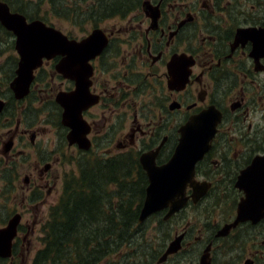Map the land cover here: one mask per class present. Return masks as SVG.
Segmentation results:
<instances>
[{"label":"flooded vegetation","instance_id":"obj_1","mask_svg":"<svg viewBox=\"0 0 264 264\" xmlns=\"http://www.w3.org/2000/svg\"><path fill=\"white\" fill-rule=\"evenodd\" d=\"M145 2L150 6L146 10ZM6 5L10 14L23 17L27 26L39 21L78 43L95 30L103 33L104 44L95 46L87 58L84 49L77 52L74 66L83 84H88L86 90H79L77 80L57 72L65 58L56 56L44 59L35 70L30 94L23 100L16 98L11 83L21 58L18 37L1 21L9 18L5 17ZM79 13L84 16L87 8L82 7ZM46 15H51L46 2L0 0V74H8L1 85L10 80L7 90L11 92L10 97L4 91L0 94V129L15 125L0 151L3 167L5 163L4 168L12 172L9 183L0 176V229L18 221L13 238L10 234L0 238V264H37L43 248L35 251L40 234L49 231L51 209L60 198L62 176L50 162L43 168L46 159L42 156L24 177V185L16 183V160L25 156L23 150L16 152V138L29 135L35 145L40 135L37 126L30 127L33 123L23 129V119L7 111L10 104L22 102L28 104L29 114L58 128L60 146L54 151L60 155L56 164L68 154L74 155L76 165L86 155L102 160L122 157L142 169L147 186L149 177L142 157L148 155L150 162L164 167L179 149L181 127L206 110L218 112L221 120L211 147L195 169L194 183L206 186L202 195L195 200L202 188L196 191L190 186L189 202L182 210L168 220V210L156 215L163 226L176 224L171 242L182 237L180 250L160 264L179 257L189 264H201L208 248L215 264L214 252L228 241L240 254L249 244L244 264H264V217L239 223L227 236L220 234L253 197V174L256 179L264 174V56L253 57V41L243 36L245 30L253 29L264 38V0H143L126 17L101 18L97 11L94 22L88 20L76 27L81 36L64 32ZM57 19L68 21L66 8ZM61 92H76L65 107L56 101ZM74 104L81 111V121L77 142L70 144L72 129L65 124L64 114ZM51 118L55 122H50ZM8 143L12 144L9 150ZM189 215L202 224L194 225Z\"/></svg>","mask_w":264,"mask_h":264},{"label":"trees","instance_id":"obj_2","mask_svg":"<svg viewBox=\"0 0 264 264\" xmlns=\"http://www.w3.org/2000/svg\"><path fill=\"white\" fill-rule=\"evenodd\" d=\"M109 1L41 0L51 9L46 16L61 18L66 8V18L75 28L88 20L94 22L97 11L101 18L126 17L143 0ZM82 3H90L84 16L79 13ZM146 187L145 174L135 161L80 157L77 172L66 175L59 203L51 209L37 264H105L127 245L136 247ZM79 215L85 216L83 222Z\"/></svg>","mask_w":264,"mask_h":264},{"label":"water","instance_id":"obj_3","mask_svg":"<svg viewBox=\"0 0 264 264\" xmlns=\"http://www.w3.org/2000/svg\"><path fill=\"white\" fill-rule=\"evenodd\" d=\"M145 5V10L150 8L146 2ZM5 7V17H9L8 21L2 20L1 17L0 19L3 25L12 30L18 37L17 49L21 58L16 77L11 83V89L16 98L22 100L30 93L35 70L42 66L44 59L51 60L56 56L65 58L57 65V72L75 81L77 80L79 90H86L88 84H83L74 66L78 59L77 52L80 49H84V58H87L91 53L89 51L95 50L96 47H101L104 44L105 38L103 33L95 30L85 41L78 43L76 40H69L61 31L53 27H47L39 21L27 26L23 17L10 14L8 6L6 5ZM153 16L157 20L156 14ZM247 31H244L243 36H247V39L253 41L252 56L260 59L264 56V38L253 29ZM93 52L92 54L96 53V51ZM75 94L76 92L66 95L61 92L58 94L56 101L60 106L65 107L66 101L74 98ZM2 110L3 108L0 104V112ZM80 112L74 104V106L68 107L64 114V117H67V122L64 121L65 124L72 129L68 136L70 144L77 142V128L81 121ZM220 118L221 115L213 109L206 110L191 118L189 122L181 127L182 136L179 149L174 154L172 160L164 167L159 168L155 165L154 161L150 162L148 155L142 157L144 169L149 177V185L146 188V197L139 215V225L144 224L154 214L164 210H168L165 217L168 220L189 202V197L187 196L188 187H194L196 191L202 188V186H197L194 183L196 165L209 151L211 142L216 134L217 125L221 120ZM11 147V143L6 145V149L8 150ZM257 163L258 160H255L254 164L256 167ZM259 168H261L260 165ZM255 171L257 170L254 169V173ZM251 179L252 186L255 187L253 197L239 208L235 222L223 228L220 233L221 236L229 235L231 230L241 222L248 220L257 222L264 217V174H260L259 179H256L255 174H253ZM205 188L206 186L203 184L201 193L197 194V197L194 195L195 200L202 195ZM17 222V220H12L6 229H0V238L7 234H10L11 237L14 236ZM181 240L182 237H179L169 244L167 251L159 259V264L166 262L169 256L180 250ZM201 264H212L210 248L203 254Z\"/></svg>","mask_w":264,"mask_h":264},{"label":"rangeland","instance_id":"obj_4","mask_svg":"<svg viewBox=\"0 0 264 264\" xmlns=\"http://www.w3.org/2000/svg\"><path fill=\"white\" fill-rule=\"evenodd\" d=\"M32 1L39 3V1L41 0ZM43 1L47 2V0ZM111 2L112 1L110 0L108 3ZM80 6L83 8H87V6L83 3ZM49 18H51V23H53L56 27L62 29L64 32H71L75 35H78L80 33L79 30L75 28L69 21H59L57 18H53L51 16H49ZM81 35L82 32L79 34V36ZM4 59L5 58H3L1 61L3 62ZM4 77H8V74H0V94L4 91L8 94V97H10L11 92H8L7 90L8 83L10 82V80L5 83L6 86L1 85L2 79ZM13 77L14 74L12 78ZM59 82L60 80H58V83ZM51 111L53 113L56 112L54 108ZM10 114L15 115V117L17 118L23 119V129H26L27 126L33 123L32 125H30V127L37 126L35 127V129L40 131V135L36 139L35 145H32L30 143L29 135L16 138V152H19L21 150L25 151V156L20 159V162H24L25 164L21 165L20 162L16 160V170L19 173V176L17 178L19 181H16L17 185H19L20 187L24 185V177L26 176V174L29 173V170H31L37 164L41 156L46 159V162H44L42 167L44 168L45 163L50 162L55 167V170L58 169L59 174H61L62 176V179L65 177L66 174L77 172L76 161L73 159L74 155L71 156V154H68L66 158H63L61 164L55 163L56 158L60 155L59 153H55L54 151L58 150V147L60 146L59 130L57 127L50 126L49 124H47L46 121H44L46 122L44 123L43 121H40L36 116L29 114L27 103L23 104L22 102L20 104H13L10 109ZM50 122H55V119L51 118ZM14 130L15 125L0 129V151L3 143L6 142L8 136ZM4 167L6 168L5 163ZM4 167L0 164V176L3 175L5 177V181L9 183V177H12V172L6 170ZM62 179L60 181L59 187L60 197L62 194ZM1 180L2 179L0 178V187L3 183ZM0 201H2V199H0ZM189 216V219H192L194 221V225L202 224L196 218H193L191 215ZM78 218L80 219V222H83V220H85V216L83 215H79ZM160 219L161 218L158 216L149 218L144 223L142 228L138 231L139 234L136 247L127 245L125 248H123L122 252L120 251L119 253L113 255L110 260H108L105 264H156L160 259L161 252L164 251L165 246L168 245L173 239L176 230V224L174 223V221L167 226H163L161 224L162 220ZM88 228L91 229V226L88 225ZM92 228H94L93 225ZM78 232L80 233L81 230H78ZM44 235L45 234H40V240L37 244L35 251H38L44 246V243L42 242ZM258 245H260V241H258ZM232 246L233 244L228 241L224 247L214 252L215 264H244L245 255L250 250L249 244L243 250V254H240V252L234 249L232 250ZM203 249L204 248H202L201 250ZM32 255L35 254L32 253ZM166 264H189V262H187L184 257H179L177 260L170 259Z\"/></svg>","mask_w":264,"mask_h":264}]
</instances>
